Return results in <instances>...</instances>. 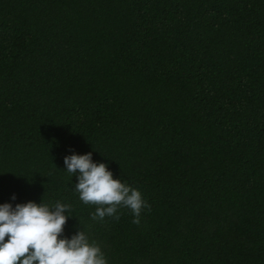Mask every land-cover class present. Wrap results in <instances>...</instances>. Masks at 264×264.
Masks as SVG:
<instances>
[{
  "label": "trees",
  "instance_id": "obj_1",
  "mask_svg": "<svg viewBox=\"0 0 264 264\" xmlns=\"http://www.w3.org/2000/svg\"><path fill=\"white\" fill-rule=\"evenodd\" d=\"M89 152L139 225L92 219ZM29 201L107 264H264V0H0V204Z\"/></svg>",
  "mask_w": 264,
  "mask_h": 264
},
{
  "label": "clouds",
  "instance_id": "obj_2",
  "mask_svg": "<svg viewBox=\"0 0 264 264\" xmlns=\"http://www.w3.org/2000/svg\"><path fill=\"white\" fill-rule=\"evenodd\" d=\"M64 165L77 176L75 190L80 200L97 206L93 220L119 219L116 213L124 207L139 225L142 210H150L138 189L114 178L106 163L93 161L91 152L65 156ZM70 210V205L61 202L51 207L32 201L15 207L0 204V264H107L101 247L90 243L84 231L61 238Z\"/></svg>",
  "mask_w": 264,
  "mask_h": 264
}]
</instances>
